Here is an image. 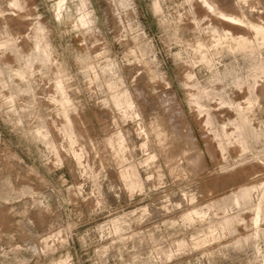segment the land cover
Wrapping results in <instances>:
<instances>
[{
	"label": "rangeland",
	"instance_id": "374dc122",
	"mask_svg": "<svg viewBox=\"0 0 264 264\" xmlns=\"http://www.w3.org/2000/svg\"><path fill=\"white\" fill-rule=\"evenodd\" d=\"M0 264H264V0H0Z\"/></svg>",
	"mask_w": 264,
	"mask_h": 264
},
{
	"label": "bare ground",
	"instance_id": "6f19581e",
	"mask_svg": "<svg viewBox=\"0 0 264 264\" xmlns=\"http://www.w3.org/2000/svg\"><path fill=\"white\" fill-rule=\"evenodd\" d=\"M203 2H204V1H203ZM204 5L207 7V9H208L210 12H212V13L215 12L214 8H213L212 6H210V5H208L206 2H204ZM218 15L221 16V17H223V18H225L224 15H222V14H218ZM228 19H230V18H228Z\"/></svg>",
	"mask_w": 264,
	"mask_h": 264
}]
</instances>
